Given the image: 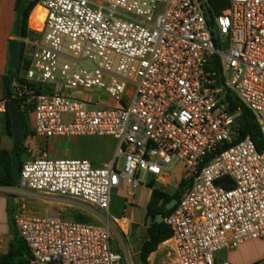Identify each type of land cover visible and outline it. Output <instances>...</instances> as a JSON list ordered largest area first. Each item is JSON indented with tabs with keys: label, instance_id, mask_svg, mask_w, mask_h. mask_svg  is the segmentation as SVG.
I'll return each mask as SVG.
<instances>
[{
	"label": "built area",
	"instance_id": "obj_1",
	"mask_svg": "<svg viewBox=\"0 0 264 264\" xmlns=\"http://www.w3.org/2000/svg\"><path fill=\"white\" fill-rule=\"evenodd\" d=\"M216 1H40L43 26L29 28L40 43L23 40L25 58L34 51L15 99L33 114L37 137L110 136L118 148L103 168L46 156L23 163L12 192L77 201L101 219L19 209L30 264H124L113 246L122 226L109 213L112 191L124 190L130 205L142 172L164 179L175 166L191 186L164 219L172 236L146 264H231L217 253L264 238V153L240 137L241 110H231L233 98L264 135V0ZM74 91H100L115 105Z\"/></svg>",
	"mask_w": 264,
	"mask_h": 264
},
{
	"label": "crops",
	"instance_id": "obj_2",
	"mask_svg": "<svg viewBox=\"0 0 264 264\" xmlns=\"http://www.w3.org/2000/svg\"><path fill=\"white\" fill-rule=\"evenodd\" d=\"M17 0H0V159L3 151L13 149V138L7 133V107L8 103L4 98L3 80L9 72V42L14 39H20L15 35V25L17 19L16 12ZM73 95L89 102H99L103 105H115L107 96V101L102 99L103 93L100 91H74ZM86 101V100H85ZM2 107V108H1ZM27 115V114H26ZM31 124L27 122L29 130L33 133L25 142L27 148L23 155V161H27L35 156H46L50 159H76L91 162L94 166L103 168L112 163L116 158L118 141L110 136H80V137H54L45 139L37 137L34 132V117L30 113ZM27 153L31 155L27 156ZM123 159H119L121 164ZM152 177L155 182L162 184L168 181L167 175L164 179ZM15 188L0 187V259L7 254L14 244L15 238L19 237L18 230L14 224V216L19 209L24 212L40 218H60L53 206H46L47 202L38 196H32L25 193L16 194L12 192ZM113 191H121L115 189ZM125 200V195L123 197ZM125 204V203H124ZM111 210V209H110ZM109 210V213H110ZM117 218V217H114ZM61 219V218H60ZM68 221H76L69 217ZM123 232L127 234L129 229V220L125 217L117 218ZM128 228V229H127ZM116 250V249H115Z\"/></svg>",
	"mask_w": 264,
	"mask_h": 264
},
{
	"label": "trees",
	"instance_id": "obj_3",
	"mask_svg": "<svg viewBox=\"0 0 264 264\" xmlns=\"http://www.w3.org/2000/svg\"><path fill=\"white\" fill-rule=\"evenodd\" d=\"M41 0H17L16 12L17 19L15 25V35L21 39H27L35 32L29 29V19L34 9L39 5ZM211 4L218 8L219 3L216 0H210ZM221 12V10H218ZM25 62L26 66L29 65V60L25 58V45L19 61L18 68L14 72H8L4 76L3 88L4 98L9 103L15 99V94L12 93L14 89V83L16 81L21 82L20 71L22 64ZM213 64L220 68L218 58H214ZM42 91L41 88L39 92ZM241 110L240 116L237 119V129L240 133L241 138L250 137L256 144L258 150L264 153V135L261 127L258 124L254 114L246 107L241 106L236 100L231 98V110L237 112ZM28 114V113H26ZM7 133L10 138H13L12 121L9 109L7 107ZM33 137V133L27 127L24 133V141L21 145L20 151L16 154L12 150L3 151L0 159V187L5 188H16L18 185L19 175L23 166V155L26 153L27 148L25 142L28 138ZM191 186L190 180H181L178 191L173 197L167 195L161 189H153L151 200L147 207L146 220L151 222L147 230L148 238L141 247V260L143 264H146L151 256L158 250L161 243L166 241L172 236L170 228L165 222L159 224L158 218L162 217L166 219L172 212L166 210L167 205L173 200H180L182 194L187 188ZM78 222H85L84 219L78 218ZM88 223V222H85ZM31 255L30 252L19 236L15 238L14 244L7 254L3 255L0 259V264H30Z\"/></svg>",
	"mask_w": 264,
	"mask_h": 264
},
{
	"label": "rangeland",
	"instance_id": "obj_4",
	"mask_svg": "<svg viewBox=\"0 0 264 264\" xmlns=\"http://www.w3.org/2000/svg\"><path fill=\"white\" fill-rule=\"evenodd\" d=\"M225 7H227L226 4ZM38 14V10H35L31 18L33 23L35 18L39 16ZM30 27L33 28L29 19V28ZM27 39L33 41L34 43H40V37L36 34L31 35ZM21 40L23 41L25 39ZM33 51L34 48L28 46V55L26 56L27 60H30L29 55H31ZM102 99L105 101L108 100L105 94L102 95ZM85 100L89 102V99ZM27 116L28 122L31 124L30 113H28ZM64 120L69 121L70 117L67 116ZM29 155L30 154L27 153L25 159ZM35 157L40 156L37 155ZM166 175L168 181L162 184L161 190H163L167 195L173 197L178 191V186L181 180H183L184 174L180 169V166H175L167 171ZM144 177L145 174L142 172L141 179H144ZM160 186V183L155 182L151 176L148 177V179L146 178L145 182L140 184L136 189L133 203L127 206L124 204L125 200L123 199L125 192L112 191L110 215L117 218L125 217L129 220V229L127 228V234H125L123 229L120 227H116L112 232L113 246L117 251L124 255V264H143L140 256L141 247L148 238L147 230L151 225V222L146 220L147 207L151 200L153 189H160ZM38 197L47 201L44 203L46 206H53L59 214V217L63 220H70V217L76 221L78 218H82L88 223H101V219L96 217L95 211L80 202L45 196ZM217 258L219 261H229L231 264H264V238L244 242L235 249H224L217 253Z\"/></svg>",
	"mask_w": 264,
	"mask_h": 264
},
{
	"label": "water",
	"instance_id": "obj_5",
	"mask_svg": "<svg viewBox=\"0 0 264 264\" xmlns=\"http://www.w3.org/2000/svg\"><path fill=\"white\" fill-rule=\"evenodd\" d=\"M24 42L20 39H14L9 42V71L14 72L19 65V61L23 52ZM13 94H16V90L13 89ZM8 109L11 115L12 129H13V149L14 153L20 151L21 145L24 141V133L28 127L27 115L21 108V105L16 99L11 100L8 103ZM177 199H173L166 207L167 211H170L178 204ZM164 222V218L159 217L158 223Z\"/></svg>",
	"mask_w": 264,
	"mask_h": 264
},
{
	"label": "bare ground",
	"instance_id": "obj_6",
	"mask_svg": "<svg viewBox=\"0 0 264 264\" xmlns=\"http://www.w3.org/2000/svg\"><path fill=\"white\" fill-rule=\"evenodd\" d=\"M35 10H38V15L37 18H35L34 20V23L31 21V18H32V15L34 13ZM34 11L32 12L31 16H30V22H31V25L33 27H35L37 30H40L43 26V22H44V19H45V14H46V11L44 10V8L42 6H37ZM36 22V23H35ZM33 23V24H32Z\"/></svg>",
	"mask_w": 264,
	"mask_h": 264
}]
</instances>
